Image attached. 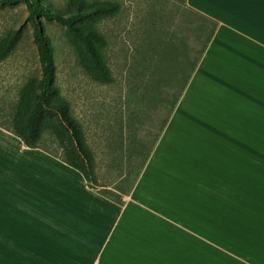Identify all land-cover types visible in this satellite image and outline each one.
<instances>
[{
  "label": "crops",
  "instance_id": "0c3cea01",
  "mask_svg": "<svg viewBox=\"0 0 264 264\" xmlns=\"http://www.w3.org/2000/svg\"><path fill=\"white\" fill-rule=\"evenodd\" d=\"M217 22L125 203L0 127V264H264V0Z\"/></svg>",
  "mask_w": 264,
  "mask_h": 264
},
{
  "label": "rangeland",
  "instance_id": "374dc122",
  "mask_svg": "<svg viewBox=\"0 0 264 264\" xmlns=\"http://www.w3.org/2000/svg\"><path fill=\"white\" fill-rule=\"evenodd\" d=\"M33 1L0 2V33L10 27L24 33L18 50L0 63V99L12 100L16 86L29 75L42 80L38 93L81 124L99 181L113 188L126 179L121 176L136 153L133 145L144 140L139 151L145 152L159 131L167 113L165 103L185 74L180 62L187 55L195 57L202 45V20L180 0H118L121 7L114 16L101 21L85 16L70 29L39 13ZM36 2L57 14L77 8L72 0ZM32 21L38 23L46 52L54 59L53 88L45 92L49 70L41 61L45 47L39 48ZM90 29L104 33L108 40L110 83L92 80L77 60V43ZM44 144L53 146L48 139Z\"/></svg>",
  "mask_w": 264,
  "mask_h": 264
},
{
  "label": "trees",
  "instance_id": "16d2710c",
  "mask_svg": "<svg viewBox=\"0 0 264 264\" xmlns=\"http://www.w3.org/2000/svg\"><path fill=\"white\" fill-rule=\"evenodd\" d=\"M12 0H0L1 3L11 2ZM77 3L76 11L72 13L57 14L48 8L41 6L40 3L33 1L32 5L39 13L47 19H55L68 28L74 29L77 22H81L85 16H93L97 21L108 19L114 16L121 7L118 0H72ZM187 9L196 13L202 20L203 42L195 52V57L186 56L180 62V71L185 73L183 80L177 91L169 98L166 108L167 113L160 125L159 131L145 152L139 151L145 147L144 140L133 145L136 151L129 157L128 170L123 173L121 178H126L110 188L107 184H101L97 174L96 160L93 152L89 149L84 131L79 122L67 115L63 109H56L48 103L47 98H42L38 93V86L43 84L35 76L25 77L15 88V96L12 100L5 101L0 99V127H3L15 135L19 136L26 146L40 148L58 157L68 165L80 171L85 177L88 185L96 189L100 194L123 205L124 197L129 195L132 188L145 165V162L152 150L154 143L168 121L179 97L181 96L191 74L199 62L204 50L212 38L217 26V22L209 17L186 5L185 0H180ZM30 19V18H29ZM35 40L39 48L45 47V52L41 53V61L48 67L47 78L44 82L43 92L52 90L54 78V59L46 52V42L42 39L38 29V23L32 21ZM24 33L21 29L10 27L0 33V63L4 62L13 55L23 42ZM108 40L104 33L90 29L82 40L77 43V60L87 75L98 83H110L113 81L111 67L105 56ZM54 109L55 113L49 114ZM55 110H58L56 113ZM61 114V115H60ZM50 140L53 144L48 147L44 144L45 140ZM137 159L135 161V157ZM135 163V164H134ZM128 183H126V182Z\"/></svg>",
  "mask_w": 264,
  "mask_h": 264
}]
</instances>
